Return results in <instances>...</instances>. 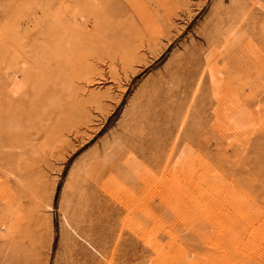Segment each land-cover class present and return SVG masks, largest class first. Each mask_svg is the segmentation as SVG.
Instances as JSON below:
<instances>
[{
    "label": "rangeland",
    "instance_id": "374dc122",
    "mask_svg": "<svg viewBox=\"0 0 264 264\" xmlns=\"http://www.w3.org/2000/svg\"><path fill=\"white\" fill-rule=\"evenodd\" d=\"M0 264H264V0H0Z\"/></svg>",
    "mask_w": 264,
    "mask_h": 264
},
{
    "label": "bare ground",
    "instance_id": "6f19581e",
    "mask_svg": "<svg viewBox=\"0 0 264 264\" xmlns=\"http://www.w3.org/2000/svg\"><path fill=\"white\" fill-rule=\"evenodd\" d=\"M231 118H232V117H231ZM231 118H230V120H231ZM231 121H233L232 125H233V124L235 125V120H234V118H233Z\"/></svg>",
    "mask_w": 264,
    "mask_h": 264
}]
</instances>
